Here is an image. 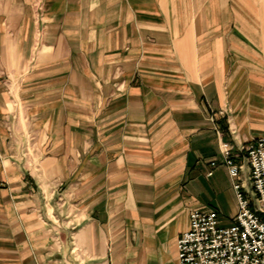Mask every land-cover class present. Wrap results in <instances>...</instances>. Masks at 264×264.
Masks as SVG:
<instances>
[{"label":"crops","instance_id":"crops-1","mask_svg":"<svg viewBox=\"0 0 264 264\" xmlns=\"http://www.w3.org/2000/svg\"><path fill=\"white\" fill-rule=\"evenodd\" d=\"M260 136L264 0H0V264H180Z\"/></svg>","mask_w":264,"mask_h":264},{"label":"built area","instance_id":"built-area-1","mask_svg":"<svg viewBox=\"0 0 264 264\" xmlns=\"http://www.w3.org/2000/svg\"><path fill=\"white\" fill-rule=\"evenodd\" d=\"M240 152L226 143L221 151L239 201L237 215L225 225L217 210L193 208L189 231L177 241L180 264H264V136Z\"/></svg>","mask_w":264,"mask_h":264}]
</instances>
